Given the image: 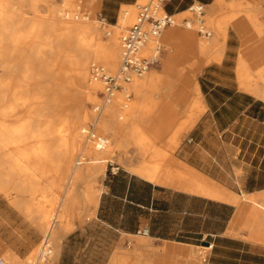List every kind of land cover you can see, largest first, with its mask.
<instances>
[{"label": "crops", "instance_id": "crops-1", "mask_svg": "<svg viewBox=\"0 0 264 264\" xmlns=\"http://www.w3.org/2000/svg\"><path fill=\"white\" fill-rule=\"evenodd\" d=\"M92 1L117 19L122 6L139 0ZM196 3L212 16L223 0H164L163 8L176 16ZM232 4L219 19L208 18L216 23L212 44L219 57L197 76L204 109L176 158L236 194L239 202L158 184L126 170L108 171L93 217L62 236L56 264H141L143 251L163 264L167 243L194 248L204 242L212 248L202 264H264V96L247 91L237 70L240 64L249 69L245 57L250 55L252 69L264 71V0L253 4L256 19L249 23ZM178 33L191 42L189 33ZM142 228L147 235L139 233Z\"/></svg>", "mask_w": 264, "mask_h": 264}, {"label": "bare ground", "instance_id": "bare-ground-1", "mask_svg": "<svg viewBox=\"0 0 264 264\" xmlns=\"http://www.w3.org/2000/svg\"><path fill=\"white\" fill-rule=\"evenodd\" d=\"M23 1L25 0H0V64L6 76L0 79V101L9 92H12L15 100L20 99L24 104L28 103V98L21 91V85L28 84L29 72L26 71L15 76L14 80V75L10 70L14 53L19 49L18 47L32 48L37 46L33 52L35 56H39L42 51L41 46L54 48L57 43V56L61 58L58 61L60 81L57 82L61 94V103L55 107L54 116L58 118L59 123L55 125L48 119L46 114L36 112L37 107H31V102L26 104L23 111H16L10 102L8 105L0 102V153L4 151V159L9 164L5 175L11 182L12 189L22 190L25 193V199L33 201L37 192L43 193L46 191V180L48 178L53 179L54 193L52 197L45 202H33V204L39 212V220L45 235V238L41 240L44 242L51 239L59 242L66 233L63 218L65 215L64 210L68 205H74L80 201L83 210L89 216L94 214L101 190L100 187H94V183L97 175L104 171L107 161L105 156L113 150L111 144H108L107 148L105 146L108 139L88 131L86 140L93 142V150L88 149L74 158L77 146L82 143L81 132L86 129L84 126L86 119H93L94 124L98 126L102 134L105 135L108 131H111L112 136H119L120 142L123 143L128 139L124 136L125 129L136 128L143 109L142 105L134 101L127 102L126 92H133L139 98L144 95L145 90H150L151 94L159 93L157 85L163 84L167 86L165 87V94L171 97L173 80L179 74H177L174 67L166 64L162 73L150 72L146 75L143 74L142 78L134 75L131 82L116 90L109 102L103 101L102 106H100L98 97L99 93L105 89V82L95 77L91 69L92 66L99 65L110 73L118 70L121 61L120 28H122V24L128 21L127 13L121 15L120 24H108L103 31L108 35V42H103L101 40L102 33L97 31L96 21L89 16L92 8L89 4H93L92 0L88 1L89 4L75 5L76 10L73 13H69L62 7L51 6L48 16L35 14L31 17H24L20 5ZM29 3L32 11L37 13L39 0H29ZM68 3V0H65L64 6H67ZM77 8L80 10H77ZM80 12L82 13L79 16ZM255 16L256 12L249 11L245 14V22L249 23V21L256 19ZM186 25L191 26V23L187 22ZM235 27L239 31L240 26L236 24ZM176 32L175 30L166 31L164 39L166 41L171 40ZM162 33L159 37L160 42ZM189 35L193 49L198 50L204 56L205 62L208 63L218 59L219 54L215 53V45L203 44V42L196 40L194 34L189 33ZM153 46V42L149 41L141 49L140 54L150 55ZM19 51L21 50L19 49ZM24 60L27 63V70L30 69L29 57H25ZM204 64L201 62L192 69L183 72L182 77L193 90L194 103L191 106L189 118L180 125L177 134L173 136L175 144L178 134L190 129L204 109L196 77ZM237 70L239 75L245 78L241 83L247 91L257 96H264V86L259 85L250 69H246L244 65L240 64ZM56 92L58 94V90ZM38 97L37 92H35L32 101H35ZM88 101L93 103L92 111L86 107ZM96 110H99L98 113H103L94 116ZM152 125L153 131L158 132L160 127L158 123L153 122ZM155 136L157 135L155 134ZM50 137L59 140L61 149L57 161L53 160L52 150L54 148L48 146ZM143 140L146 142V149L153 147L152 138L139 135L138 141L143 142ZM146 149L144 148V152ZM153 154L163 155L166 158L163 166L142 162L138 166L129 167V170L139 177L158 184L188 190L223 201L239 202V197L236 194L227 191L218 183L199 174L179 159L163 153L159 148H154ZM78 182H83V187L76 194L75 184ZM62 191H64V198L62 197L63 211L53 217ZM262 206L264 208V205ZM31 210L29 208L27 212L29 213ZM53 218L56 219V224L52 222ZM43 242L37 250L35 249L36 252L31 255L29 261H24L16 253L8 251H4L2 253L3 257L0 258L7 263L9 262L8 264L49 263V261H43L42 259L33 260L38 257V253L45 254L46 248H43ZM200 248L208 249L204 245ZM163 249L186 258H189L192 252L191 248L176 243H167ZM197 252L199 251L197 250ZM192 264L199 263L195 261Z\"/></svg>", "mask_w": 264, "mask_h": 264}, {"label": "rangeland", "instance_id": "rangeland-1", "mask_svg": "<svg viewBox=\"0 0 264 264\" xmlns=\"http://www.w3.org/2000/svg\"><path fill=\"white\" fill-rule=\"evenodd\" d=\"M46 1V2H45ZM89 0H68V5L64 6L65 0H39V4L37 6V13H34L30 7L29 0L23 1L21 5V10L24 12V17H31V15H40V16H48L50 14V8H64L69 13H73L76 8L75 5H83V3L87 4ZM101 1V0H100ZM150 0H139L132 7L122 6L121 10L118 14L117 19L114 17L112 12H107L105 10H101V5L89 4L92 6L91 12L89 16L96 21L97 31L101 32V40L103 42H108V35L103 33V31L107 28L108 24L118 25L120 24V18L123 13H127L128 21L122 24V28H120V39L121 36L131 27V25L135 22L137 11L139 5H143L148 3ZM234 1L238 2L237 4ZM44 2V3H43ZM233 3L232 7L237 8L241 11H238L239 15H245L252 10V7H256L260 3L261 0H228V2L223 0V4L218 7L214 15L210 16L209 11L203 7L202 10L204 14H198V12L193 10H187L178 17H174L176 23L171 27H167L164 29L161 35L162 42V52L159 57V62L153 65L149 71H147L144 75L150 72L162 73L166 64L172 66L177 71V75L174 78V82L172 85V95L169 97L166 93L167 86L163 84L157 85L159 89V93L151 94L150 90H145L144 95L142 97H136L133 92L127 91V102H136L139 105H142L143 109L141 111L142 116L139 117L138 125L136 128H126L124 132V136L128 137L126 141L123 143L120 142L119 136H112L111 131H108L105 135L99 131V128L96 124H94L93 119H86L84 126L85 131L81 132V140L82 143L79 144L74 152V158L76 156L81 155L82 152L90 149L93 150V142L87 141V132L91 131L95 135H101L108 139L105 143L106 148L108 144L113 146L112 152L108 153L106 157V163L104 167V171L99 173L96 177V181L94 183V187H100L102 184L103 178L106 176L108 171L111 170V166L109 165V161H112L114 169L116 167L119 170L129 171V167L138 166L142 162H147L152 165L163 166L166 158L163 155H154V148H159L163 153L170 154L172 157H177V149L183 140L188 136L190 129H186L180 132L177 136L176 144L174 143L175 138L173 137L177 134L180 125L184 123L190 116L191 106L194 103V94L191 87L187 85V82L182 77L183 72L188 71L199 65L201 62L205 63L201 68L200 72L196 74V77L202 72L203 67L207 65V62L204 60V56L198 51L193 49V45L188 43L186 38L180 36L178 32H187L194 34V37L198 42H203V44L211 45L212 40L216 34V23H209L208 18H216L219 19L222 15L230 11L231 7L229 3ZM256 3L255 5H253ZM43 4V5H42ZM48 5V6H47ZM198 3L195 4V6ZM95 6V7H94ZM251 8V9H250ZM249 9V10H248ZM77 10H80L77 8ZM248 10V11H247ZM82 12L79 13V16ZM84 13V12H83ZM261 15L262 12H259L257 15ZM200 19L202 20L200 22ZM186 22L191 23V26H187ZM203 28V31L211 32V36L206 37L204 32L200 33L199 30ZM168 30L177 31L173 35V41L165 40L164 33ZM38 39V38H37ZM38 42V41H36ZM209 42V43H208ZM58 44L54 45V48H50L47 46H41V52L39 56H35L34 49L37 46H33L32 48L28 47H18L17 52L14 53L13 62L11 64L10 70L12 74L18 76L21 73L26 71L29 72V76L27 78L28 84L21 85V91L24 96L28 98V103L31 102V107H37L36 112L40 114H46L48 119L53 124H58L59 120L56 116H54L55 107L60 104L61 94L59 93V85L57 82L60 81L59 76V56H57L56 48ZM60 46V45H59ZM149 46V45H148ZM39 48V47H38ZM246 55V54H245ZM29 57L28 64L30 65V69L27 70V63L22 57ZM247 57V58H246ZM245 59L248 61V68L251 73L254 74V77L258 79L259 82H262L264 78V71H256L253 65H251L250 55H246ZM253 66V67H252ZM256 71V72H255ZM181 73V75H180ZM5 72L3 70L2 65L0 64V79L4 78ZM256 74V75H255ZM144 75L140 76L142 78ZM6 77V76H5ZM182 77V79H181ZM25 82V80H23ZM58 90V94L57 91ZM188 90V91H187ZM35 92L38 94V98L35 101H32L34 98ZM100 97V98H99ZM98 103L100 106L103 104V100L101 98V93H99ZM187 98V99H186ZM0 102L8 105V103H12L16 111H23L26 108V104L22 102L20 99L15 100L12 92H9L3 100ZM173 102V103H172ZM155 103V104H154ZM28 106V105H27ZM86 107L88 110H93V103L88 101L86 103ZM99 110L94 111V116L101 115L102 113H98ZM98 113V114H97ZM149 114V115H148ZM148 115V116H147ZM149 117V118H148ZM158 123L159 131H153L152 123ZM134 131V132H133ZM155 134L157 136H155ZM143 135L152 138L153 147L146 149V142L138 141V136ZM120 143V144H119ZM174 144V146H173ZM48 146L54 148L52 150L53 160L57 161L58 153L61 149L59 146V140L55 137L49 138ZM144 148L146 149L144 152ZM4 151L0 153V257L4 251L14 252L24 261L30 260L31 255L35 254L37 248L42 244L43 238L45 235L43 233L41 223L39 220V212L36 210L35 204L33 202H45L49 198L52 197L54 190V181L51 178L46 180V191L43 193H36L35 199L33 201L25 199V193L22 190H14L12 189L11 182L7 179L5 172L9 168V164L4 159L3 156ZM178 158V157H177ZM35 181V180H34ZM83 182H78L75 184L76 194L82 189ZM64 191L61 192V197L57 202V206L55 209V213L53 217L57 214H60L63 211V199ZM31 208L32 210L28 213L27 209ZM57 212V213H56ZM65 215L63 218V224L66 228V233L72 231L76 225H82L90 216L83 210L82 205L79 203L74 205H68L65 210ZM93 217V216H92ZM91 217V218H92ZM56 219H52V222L55 224ZM64 234V235H65ZM63 235V236H64ZM137 238H141V236H137ZM147 238V237H145ZM42 239V240H41ZM149 239V238H148ZM50 241L49 244L52 247V256L49 263L46 264H56L57 252H58V241ZM42 241V242H41ZM56 245V246H55ZM148 245L151 248V241L149 239ZM201 247V246H200ZM200 247H189L191 248V253L189 258L184 257L182 255L173 254L165 251L164 258L167 261L163 264H192L193 262H198L202 264V259L207 255L209 250L200 248ZM193 248V249H192ZM36 249V250H35ZM195 249V250H194ZM33 250V251H32ZM197 250L200 252H197ZM128 251V250H127ZM196 251V252H195ZM202 251V252H201ZM32 252V254H31ZM198 253V254H197ZM202 253V255H201ZM205 253V254H204ZM142 260L141 264H156L155 259L151 256L154 254L153 252H141ZM193 254V256H192ZM198 255V256H197ZM161 257V256H159ZM157 257V258H159ZM193 257V258H192ZM6 259V258H5ZM200 259V261H199ZM8 261V260H7ZM138 262V257L136 260ZM9 263V262H8ZM44 264V263H39ZM139 264V262H138Z\"/></svg>", "mask_w": 264, "mask_h": 264}, {"label": "built area", "instance_id": "built-area-1", "mask_svg": "<svg viewBox=\"0 0 264 264\" xmlns=\"http://www.w3.org/2000/svg\"><path fill=\"white\" fill-rule=\"evenodd\" d=\"M164 0H150L148 3L139 5L138 13L135 22L129 27L126 33L121 38V61L116 72L110 73L105 68L99 65L92 66L91 72L95 77H98L105 82V89L101 92L103 101L109 102L112 94L123 87L124 84L131 82L134 75L142 76L153 65L159 62V57L163 50L162 43L159 40L160 34L167 27L175 23L174 15L168 14L163 8ZM202 5H192L191 10L203 13ZM202 20L200 19V22ZM185 24L187 22L185 21ZM204 32L205 36L211 35L209 31L199 30ZM152 41L154 46L150 55H141V49ZM111 173L118 171V167L114 169L112 161H109ZM142 235L148 234L147 228L139 230ZM207 250L212 248V244L204 245ZM43 248H46L45 254L38 253V257L33 260L42 259L43 261L51 260L52 247L48 241L43 242ZM0 264H8L4 259L0 258Z\"/></svg>", "mask_w": 264, "mask_h": 264}, {"label": "water", "instance_id": "water-1", "mask_svg": "<svg viewBox=\"0 0 264 264\" xmlns=\"http://www.w3.org/2000/svg\"><path fill=\"white\" fill-rule=\"evenodd\" d=\"M208 244H209V242H204V243H203V245H208Z\"/></svg>", "mask_w": 264, "mask_h": 264}]
</instances>
